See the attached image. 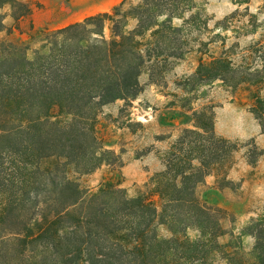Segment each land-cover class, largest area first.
Wrapping results in <instances>:
<instances>
[{"label": "trees", "instance_id": "1", "mask_svg": "<svg viewBox=\"0 0 264 264\" xmlns=\"http://www.w3.org/2000/svg\"><path fill=\"white\" fill-rule=\"evenodd\" d=\"M5 3L14 21L30 14L27 3L0 0V10ZM192 7L193 0H122L109 11L42 29L33 48L0 36V264L234 260L237 241L219 240L227 233L225 210L197 194L212 165L235 148L215 134L211 108L193 110L194 128L182 130L146 194L128 196L111 180L86 189L77 180L120 163L96 134L98 111L118 99L126 105L142 90L143 72L160 75L184 56L185 26L174 19ZM4 17L0 12V33H9ZM192 17L183 20L189 25ZM214 80L236 87L252 79L218 56L201 61L184 84L194 89ZM252 112L264 132L263 99ZM247 233L255 240L254 264H264V222L252 221Z\"/></svg>", "mask_w": 264, "mask_h": 264}, {"label": "rangeland", "instance_id": "2", "mask_svg": "<svg viewBox=\"0 0 264 264\" xmlns=\"http://www.w3.org/2000/svg\"><path fill=\"white\" fill-rule=\"evenodd\" d=\"M19 1L29 5L30 14L14 21L10 5L5 3L0 12L5 15L3 22L9 33L4 30L0 36L24 41L33 48L39 44L42 29L59 28L109 11L122 0ZM139 1L125 0L127 4ZM193 4L182 18L174 19L175 24L185 26L189 50L184 56L171 60L160 75L152 77L143 72L139 77L142 90L126 105L118 99L98 111L96 134L119 155L120 163L102 165L77 180L86 189L95 190L100 182L111 180L128 196L146 194L153 188L156 175L165 169L174 141L184 128H194L193 110L211 108L215 134L235 144L209 172L215 178L216 189L236 192L227 195L222 206L217 205L225 210L222 225L227 230L219 240L237 241L238 250L231 264H254L251 250L255 240L247 232L252 221L264 222V132L252 112L257 98L264 100V0H193ZM190 14L193 17L188 25L183 19ZM218 56L229 58L241 74L252 80L236 87L221 80L201 83L194 89L184 84L201 61ZM197 194L207 204L219 201L217 190L204 182ZM153 198L159 206L158 197ZM3 201L0 194V211ZM159 232L168 234L164 227ZM187 234L194 237L197 231L191 228ZM216 264L226 263L218 260Z\"/></svg>", "mask_w": 264, "mask_h": 264}, {"label": "crops", "instance_id": "3", "mask_svg": "<svg viewBox=\"0 0 264 264\" xmlns=\"http://www.w3.org/2000/svg\"><path fill=\"white\" fill-rule=\"evenodd\" d=\"M261 158L262 159L264 158V152L261 154ZM204 185H207L208 188H213V189L217 190L218 195H219V201H218V203H216V205H219V206H222L224 204V202H226L227 195H236L235 191L228 190V188L216 189L215 188V178L209 174L205 176Z\"/></svg>", "mask_w": 264, "mask_h": 264}]
</instances>
